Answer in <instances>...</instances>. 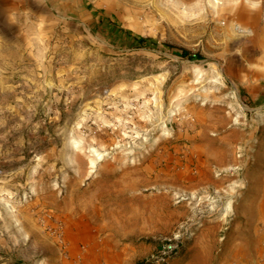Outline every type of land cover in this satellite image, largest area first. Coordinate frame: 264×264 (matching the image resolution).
<instances>
[{
    "label": "rangeland",
    "instance_id": "rangeland-1",
    "mask_svg": "<svg viewBox=\"0 0 264 264\" xmlns=\"http://www.w3.org/2000/svg\"><path fill=\"white\" fill-rule=\"evenodd\" d=\"M263 85L264 0H0V264L250 251Z\"/></svg>",
    "mask_w": 264,
    "mask_h": 264
},
{
    "label": "crops",
    "instance_id": "crops-1",
    "mask_svg": "<svg viewBox=\"0 0 264 264\" xmlns=\"http://www.w3.org/2000/svg\"><path fill=\"white\" fill-rule=\"evenodd\" d=\"M261 90H264V85L256 86V90L249 92L256 96ZM248 148L255 164L246 170L247 187L233 205L237 220L235 226L239 229L231 240L255 244L250 251L240 248L224 252L218 257V264H264L261 260L264 258V248L259 246V243L264 244V141L256 146L250 143Z\"/></svg>",
    "mask_w": 264,
    "mask_h": 264
},
{
    "label": "trees",
    "instance_id": "trees-1",
    "mask_svg": "<svg viewBox=\"0 0 264 264\" xmlns=\"http://www.w3.org/2000/svg\"><path fill=\"white\" fill-rule=\"evenodd\" d=\"M117 32L119 33V35L127 37L129 40H131V42H134L136 44H142L147 40L143 37L133 35L131 32L124 30V29H121V28H118ZM176 54L180 57H184V58H188V59L199 58V55H196V54L192 55L188 51L183 50V49L180 51H177Z\"/></svg>",
    "mask_w": 264,
    "mask_h": 264
}]
</instances>
